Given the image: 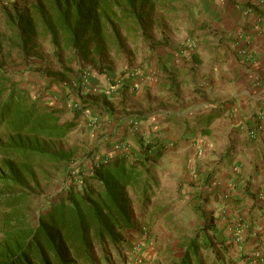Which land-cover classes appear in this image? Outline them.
Returning <instances> with one entry per match:
<instances>
[{"label": "crops", "instance_id": "1", "mask_svg": "<svg viewBox=\"0 0 264 264\" xmlns=\"http://www.w3.org/2000/svg\"><path fill=\"white\" fill-rule=\"evenodd\" d=\"M174 4L175 37H160L163 45L148 52L151 61L111 90L104 74L90 76L100 102L77 122L95 117L100 130L111 131L97 143H110V157L126 148H114L119 141L188 140L175 165L186 162L194 172L187 183L199 186L191 198L200 213L193 234L209 226L214 245L228 247L225 264H264V0ZM188 40L196 48L182 53ZM22 88L31 96L33 88Z\"/></svg>", "mask_w": 264, "mask_h": 264}, {"label": "trees", "instance_id": "2", "mask_svg": "<svg viewBox=\"0 0 264 264\" xmlns=\"http://www.w3.org/2000/svg\"><path fill=\"white\" fill-rule=\"evenodd\" d=\"M175 1L34 0L27 11L8 16L16 37H0V131L6 136L0 139V264H112L114 258H122L125 231L136 229L133 196L142 208L147 205L153 195V170L164 151L161 146L151 153L158 144L148 141L140 144V156L123 150L119 156L97 160L93 154L87 171L69 169V183L33 222L28 214L31 194L10 189L23 187L40 166L74 164L71 152L50 150L45 142L65 138L88 107L80 97L81 109L62 123L60 114L38 106L13 82L5 68L6 56L14 47L31 50L28 44L39 29L50 35L56 48L92 59L105 52L111 39L119 40L115 22L139 23L140 8ZM107 27H112L110 33ZM3 44L9 46L5 52ZM78 86L80 90L67 88L65 94L76 99L83 90L81 83ZM210 229L204 225L183 239L170 264H206L205 259H211L208 264H225L228 247L220 241L216 247L208 238Z\"/></svg>", "mask_w": 264, "mask_h": 264}, {"label": "rangeland", "instance_id": "3", "mask_svg": "<svg viewBox=\"0 0 264 264\" xmlns=\"http://www.w3.org/2000/svg\"><path fill=\"white\" fill-rule=\"evenodd\" d=\"M33 3L34 0H0V37L8 39L16 37L8 26V16L27 11ZM175 7L177 5L173 3L159 5L153 9L140 8L138 12L142 18L139 23H136L134 19H122L120 22H115L119 40L111 39L105 52L92 59L82 58L72 49L56 48L51 42L50 35L41 34L38 29L33 40L28 44V47L32 49L27 51L14 47L5 58V68L14 83L26 89L33 88L31 98L38 106L41 107L40 100L46 101L44 108L48 109L47 111L57 112L62 115V121L68 122L73 119L74 112L82 107L80 97L81 100L87 101L88 110L100 102L96 93L97 89H92L90 84V76L95 73L96 75L104 74L109 84L108 89L111 90L124 76L130 77L141 69L145 60L148 59V63L151 61L148 52L163 45L160 37H175L173 17ZM111 30L112 27H107L109 33ZM8 47V44H3V52ZM83 79L86 80L87 88L82 90L76 100L75 97L65 94L66 88L79 89L78 84ZM68 97L74 100V104L66 102ZM47 105L50 108H47ZM93 118L87 121L81 117L76 127L65 138L45 142V146L50 150L71 152L74 161L71 167L53 164L40 166L35 169L34 178L27 177L23 187L10 189L16 193L24 191L31 194L28 214L33 222L37 213L46 212L50 202L56 199L69 183V169L75 167L72 171L75 173L78 169L87 171L91 166L90 156L94 154L98 160L106 159L112 154L110 146L107 147L105 144L98 147L97 145L99 140H104L102 136L110 135L111 131L100 130L101 122ZM114 132L118 131L114 129ZM5 137V134L0 131V139ZM150 140L152 143L160 141ZM179 140L160 141L161 146L167 148V153L165 158L159 161L162 162L163 167L158 164L153 170L154 183L151 188L153 195L144 208L133 196V217L136 220V229L125 231L126 243L122 250V258H114L112 264H170L173 256L177 255L181 241L191 237L193 228H197L200 213L193 207L191 198L193 188L199 186H194L191 182L187 183V177L193 176L194 172L192 173L191 168L188 169L186 162L180 166L175 165L184 159L183 155H178V151L180 148H186V141H188L182 140L183 144H181L178 143ZM141 145L118 142L114 144V148L121 150L125 146L124 150L129 154L140 156ZM200 146H203L202 142ZM155 149L152 151L154 152ZM1 167L2 157L0 156ZM210 260L205 259V263L208 264Z\"/></svg>", "mask_w": 264, "mask_h": 264}, {"label": "built area", "instance_id": "4", "mask_svg": "<svg viewBox=\"0 0 264 264\" xmlns=\"http://www.w3.org/2000/svg\"><path fill=\"white\" fill-rule=\"evenodd\" d=\"M195 48H196V43H195L194 41L188 40V41L184 42L183 49H182V53H185V50H194ZM81 87H82L83 89H86V88H87L86 80H85V79H83V80L81 81ZM256 135H257V131L252 130V131L250 132V137H251V138H255ZM239 240H240L239 237L236 238V242H238ZM256 257H257V258H260L258 254L256 255Z\"/></svg>", "mask_w": 264, "mask_h": 264}]
</instances>
